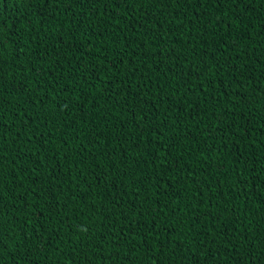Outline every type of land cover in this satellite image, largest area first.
<instances>
[{"label":"trees","instance_id":"1","mask_svg":"<svg viewBox=\"0 0 264 264\" xmlns=\"http://www.w3.org/2000/svg\"><path fill=\"white\" fill-rule=\"evenodd\" d=\"M0 264H264V0H0Z\"/></svg>","mask_w":264,"mask_h":264}]
</instances>
